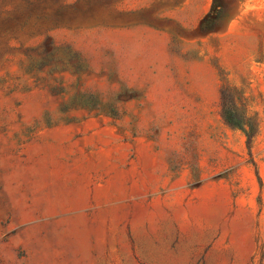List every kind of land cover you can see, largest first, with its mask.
Segmentation results:
<instances>
[{
	"label": "rangeland",
	"instance_id": "obj_1",
	"mask_svg": "<svg viewBox=\"0 0 264 264\" xmlns=\"http://www.w3.org/2000/svg\"><path fill=\"white\" fill-rule=\"evenodd\" d=\"M0 264H264V0H0Z\"/></svg>",
	"mask_w": 264,
	"mask_h": 264
},
{
	"label": "trees",
	"instance_id": "obj_2",
	"mask_svg": "<svg viewBox=\"0 0 264 264\" xmlns=\"http://www.w3.org/2000/svg\"><path fill=\"white\" fill-rule=\"evenodd\" d=\"M217 15L218 12L216 17ZM212 21H214V18L209 17L206 23L211 24ZM221 110L224 122L231 128L241 130L246 137L247 145H249L257 133L256 126L243 114L242 110L237 108V105L226 93L221 96Z\"/></svg>",
	"mask_w": 264,
	"mask_h": 264
}]
</instances>
